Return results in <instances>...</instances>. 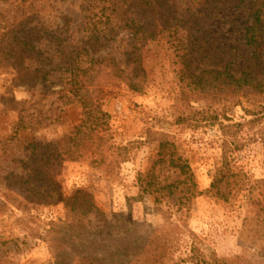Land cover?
Returning <instances> with one entry per match:
<instances>
[{"label": "trees", "instance_id": "1", "mask_svg": "<svg viewBox=\"0 0 264 264\" xmlns=\"http://www.w3.org/2000/svg\"><path fill=\"white\" fill-rule=\"evenodd\" d=\"M0 1L13 3L20 14L14 25L0 32V65L8 64L16 69L25 84L40 82L48 91L59 86L60 98L66 104L81 105L86 116L67 138L32 144L38 158L26 164L29 173L20 178L36 201L64 204L65 227L51 232L56 235L50 240L56 264H184L189 261L239 264L238 259L198 260L196 248L191 249L187 259L176 257L184 231L171 222V216L164 226L145 229L141 224L131 223L126 225L130 227H126L125 233L109 234L105 216L92 195L78 190L71 197L64 196L56 180L46 171L64 153L71 156L74 149V154L85 157L90 147L94 148L92 154L99 156L96 165H106L104 156L112 146L109 115L103 111L101 100L111 94L109 87L122 84L132 92L142 93L146 79L140 61L141 48L147 43H165L175 50L184 65L182 79L189 82L196 96L224 100L228 108L245 100L257 106L258 111L252 120L238 125L225 124L218 116L208 118V123L219 125L223 133L221 165L206 193L195 191V175L187 159L176 152L175 142L164 133L148 129L149 143L158 141V144L151 167L138 173L141 195L154 196L157 204L164 199L171 200L177 212H182L183 205L190 200L188 195L213 194L228 201L232 194L234 197L248 192L254 202V187H249L248 176L237 173L236 168L238 154L245 149L239 133L246 125L260 126V140L264 144V0H186L184 7L178 6L176 0H81L84 23L78 31L71 29L69 22L60 27L50 21L44 28L35 23L41 12L48 13L52 19L56 0H49L42 8L39 7L41 0L27 7L26 0L22 3ZM26 12L32 16L28 17ZM221 19L223 27L230 24L233 30H219L217 25ZM122 40H126V45L121 47L123 59L101 55L103 49L123 43ZM94 86L97 90L92 93H97L96 97L90 95ZM62 144L68 151L62 153ZM115 164L111 162L107 168ZM165 165L176 176L170 183L158 176L159 166ZM238 177L243 185L236 181L231 187L230 180ZM256 185L262 188L258 194L260 200L253 206L261 207L259 213L263 214L264 221V180L256 181ZM95 219L105 227H94Z\"/></svg>", "mask_w": 264, "mask_h": 264}, {"label": "rangeland", "instance_id": "2", "mask_svg": "<svg viewBox=\"0 0 264 264\" xmlns=\"http://www.w3.org/2000/svg\"><path fill=\"white\" fill-rule=\"evenodd\" d=\"M34 1L26 0L25 7ZM48 1L41 0L39 7ZM176 3L184 7L186 0ZM54 4L52 19L44 12L36 18L40 28L54 21L60 27L69 22L71 29H81L84 23L81 0H56ZM26 14L32 16L30 12ZM0 16L1 32L4 27L14 25L20 14L13 3L0 1ZM222 22L223 19L217 25L219 30H233L230 24L223 27ZM125 45L126 40L103 49L101 55L111 54L121 60L124 58L121 47ZM140 61L146 79L143 92H132L122 84L109 87L111 94L101 100L103 111L109 115L112 146L104 156L106 165H96L99 156L92 154L93 147L85 157L74 154V149L69 156L64 153L69 148L62 144L64 155L49 167L47 175L56 180L60 193L66 197L78 190L91 194L105 216L109 234L125 233L126 227H130L126 225L131 223L141 224L145 229L164 226L171 216V222L184 231L176 257L187 259L191 249L196 248L195 255L201 261L238 259L239 264H264L263 214L259 213L261 207L253 206L260 200L258 194L262 188L256 181L264 180L260 126L246 125L239 133L245 149L238 154L236 168L237 173L248 176L249 187H254V202L248 192L234 197L232 194L228 201L213 194L188 195L190 200L183 205L182 212H177L171 200L157 204L154 196L141 195L137 184L138 173L151 167L157 153L158 141L149 143L147 130L151 129L175 142L176 152L187 159L195 175V191L206 193L221 165L223 133L219 125L209 124L208 118L218 116L225 124H245L253 119L257 106L243 100L240 105L228 108L224 100L196 96L189 82L182 79L184 65L175 50L165 43L143 45ZM60 89L57 86L48 91L40 82L25 84L16 69L8 64L0 65V264H56L50 247V240L56 235L51 232L65 227L64 204L36 201L20 178L29 173L26 164L38 158L32 144L59 142L86 118L81 105L66 104L60 98ZM95 90V86L90 89L93 97L98 96L92 93ZM111 162L117 165L109 169L107 165ZM158 176L169 183L176 179L167 165L159 166ZM236 181L243 185L238 177L230 180L231 187ZM104 224L100 225L97 219L92 223L96 228L105 227Z\"/></svg>", "mask_w": 264, "mask_h": 264}]
</instances>
